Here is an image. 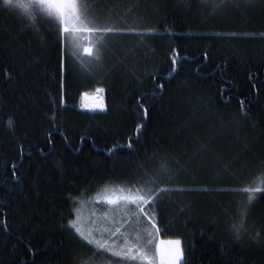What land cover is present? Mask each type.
<instances>
[{
    "label": "trees",
    "instance_id": "obj_1",
    "mask_svg": "<svg viewBox=\"0 0 264 264\" xmlns=\"http://www.w3.org/2000/svg\"><path fill=\"white\" fill-rule=\"evenodd\" d=\"M93 9L101 25L114 27L92 32L99 51L86 56L88 68L62 52V31L10 17L52 72L79 93H100L134 189L155 181L143 202L171 248L178 232L189 236L188 264H264V191L250 205L243 191L264 189V0L218 8L201 0H96ZM67 12L56 20L60 28H69ZM59 87L0 29V264H79L92 256L96 246L69 227L77 215L85 235L107 239L113 250L114 227L148 229L138 200L106 203L109 192L130 196L115 172L117 149ZM241 224L237 238L233 225ZM99 256L120 261L111 250Z\"/></svg>",
    "mask_w": 264,
    "mask_h": 264
},
{
    "label": "rangeland",
    "instance_id": "obj_2",
    "mask_svg": "<svg viewBox=\"0 0 264 264\" xmlns=\"http://www.w3.org/2000/svg\"><path fill=\"white\" fill-rule=\"evenodd\" d=\"M25 3H31V0H23ZM212 3V2H211ZM45 6H38L34 3L31 4V7L28 9L29 12H31L35 17V21L31 20L27 13L24 11V9L21 8H10L8 6H4L2 4V0H0V29L6 36L8 42L11 44L17 55L24 60L26 63L33 66V68L40 74H42L44 77L50 75L51 77L55 78L57 82L60 84L61 87H59L61 90L64 91L63 93L67 95V98L74 104H79L85 108L87 113H85L86 117L91 119L96 125H98L104 132V135L106 136V141L109 145V147L116 148L117 152H114L113 155V162L115 167V172L117 176L119 177L121 183L130 190V198L134 199V196L136 194L131 189L129 185V167L126 162V156L124 151L118 150L119 145L121 143L120 140V134L118 128L111 122H109L105 117L104 113L102 111V103H101V96L100 93H94V94H87V93H79L76 91L74 87L66 83L62 80L60 76L52 72V70L45 65L29 48L25 40L23 39L22 35L19 33L17 27L15 26L14 22L12 21L10 15H14L19 20L27 21V23H35L43 22L46 26H48L49 23H46L43 19V17L47 14L43 9ZM64 11H68L67 8L64 9ZM54 16L53 18L55 20H59V16L57 13H55V10H53ZM38 15H43L38 16ZM66 16L68 17L69 21H67L70 32L64 33L65 36L70 39L75 38L77 43L79 44V47L76 49L78 52H76V55L74 58L77 60L78 65H85L86 68H88L89 64H91L90 60H86V56L95 58L98 51V45L97 41L94 38V35L92 32L87 31H80L79 29L83 26L76 22L74 18L72 17V13L67 12ZM50 26V25H49ZM94 38V39H93ZM100 41L99 39H97ZM85 48H92V55L90 56L87 52L84 51ZM83 67V66H82ZM84 68V67H83ZM134 184V183H133ZM132 193V194H131ZM123 194L120 192H109L106 194L105 199H117L119 196H122ZM139 201V200H138ZM143 202V201H142ZM140 203V208L138 209V214L141 215L147 224L148 230L152 233L151 237H154V239L157 240V244L155 245L156 251L154 252V258L151 261L153 264H162L161 262V255L164 256L165 262L164 264H168V261L172 258V255L176 253V247H172L170 245L171 239L170 237L165 233L159 234L161 236H158L156 233L155 228H152V223H155L153 221V218L151 215L147 212V210L143 207V205ZM148 209L151 211L152 216L157 221L156 216L153 209L149 206H147ZM77 226L81 228L82 231L84 229L82 228L85 224V221L82 217L77 215L76 218ZM158 222V221H157ZM149 223V224H148ZM157 228V227H156ZM116 227H114V230ZM137 230V229H136ZM138 232V231H137ZM160 233V232H159ZM125 234L130 237L131 239H134L136 237V234H134L133 229L129 226H125L124 231L120 234H116L114 236L116 238V242H114V250H120L121 248H125L126 242H120L119 241H125ZM173 237L181 241V247L183 249V256L184 260L182 261V264H188V254H189V236L186 234L174 232ZM162 239L164 240V245H159V242H162ZM116 243V244H115ZM133 252L132 253H125L127 255L136 254L135 253V246L133 245ZM112 255V254H111ZM112 257L116 260H120V257L113 256ZM120 264H148V261L142 260L140 258H137L136 260L128 259L126 262L124 260H120ZM150 263V262H149Z\"/></svg>",
    "mask_w": 264,
    "mask_h": 264
},
{
    "label": "snow or ice",
    "instance_id": "obj_3",
    "mask_svg": "<svg viewBox=\"0 0 264 264\" xmlns=\"http://www.w3.org/2000/svg\"><path fill=\"white\" fill-rule=\"evenodd\" d=\"M95 2L96 0H31V3H25L23 2V0H2V4L4 6H8L10 8L24 9L28 17L33 21H35L36 17L31 12L28 11V9L31 7V4L34 3L38 6H45L43 11H45L47 14L43 17V19L46 23H49V25L57 32L60 31H62L63 33L70 32V29L66 26L60 28L59 25L57 24V21L53 18L54 16L53 10H55V13L58 14L60 20L63 21V18L65 16V11H64L65 8L70 9L74 20L83 26L82 28L79 29L80 31L97 32L102 29L105 32H112L114 26L109 25L107 22H105L104 25L100 24V17L95 13L93 9V4ZM208 2H212L218 8L219 6L223 5L225 0H201V3H208ZM78 47L79 44L77 43L75 38L69 40L66 37L64 40V48L62 49V52L75 56L76 52L74 50L77 49ZM84 51L87 52L90 56L92 55V48H85ZM97 59H99V56H97ZM176 63L177 60L174 59L173 64ZM175 70L176 69L173 68V71ZM160 87H162V85ZM96 91L101 92L103 91V89L97 88ZM129 147H131V144H129ZM139 183L140 182H138V184ZM150 183H155V181L154 180L144 181L143 185L138 188L137 194L134 199H131L129 196H121L120 199L126 201L131 200L132 203H135L137 200L147 202L148 198L154 195V189L148 187ZM120 187L122 188V186ZM243 191L250 193L248 196V205H250L252 201L256 198L254 196V193L259 191H264V189L244 188ZM156 198L159 199L161 197L158 194H156ZM106 203L109 205H116L117 200L107 199ZM246 208L247 205L244 206L245 211ZM69 227L73 228L76 233L80 234L81 238L84 241H86L88 244H94L98 251L111 250V254L113 256L120 257V260H124V259L136 260L137 258H140L142 260L149 261L151 264V261L154 258L153 240L151 239L152 233L146 227L143 229L145 234L140 235L139 233H137L134 239H131L125 234V241H126L125 248H121L120 250H113L111 244H109V241L107 239L95 240L91 238L90 235H85V233L81 230V228L77 226V222L75 220L70 221ZM152 228H156L155 223L152 224ZM233 228L237 233V238H239V233L241 232L243 225L241 224L239 227L237 225H233ZM120 232L121 229L117 227L114 232H111V236H116V234ZM174 243L176 245V253L168 261V264H182V261L184 260V256H183V249L181 247V241L176 240L174 241ZM133 245L135 246L136 254H132L129 256L126 253L133 252ZM125 249H126V253H125ZM98 251L93 252L92 256L88 257L87 259L81 257L79 259V264H105L106 258H104L103 256H99V258L96 259V257L98 256ZM161 262L162 264H164L165 262V258L163 255H161ZM107 264H120V261H108Z\"/></svg>",
    "mask_w": 264,
    "mask_h": 264
},
{
    "label": "water",
    "instance_id": "obj_4",
    "mask_svg": "<svg viewBox=\"0 0 264 264\" xmlns=\"http://www.w3.org/2000/svg\"><path fill=\"white\" fill-rule=\"evenodd\" d=\"M128 182H129V185H130L131 189L134 191L135 194H137V191L134 189V184L132 183V181L129 179ZM140 202H141V204L143 205V207L147 210V212H148V213L151 215V217H152L151 211L148 209V207L144 204V202H142V201H140ZM152 218H153V217H152ZM153 221L155 222L158 231H159L161 234L165 235V233H164V231L162 230V228H161V226L159 225V223H158L156 220H154V218H153Z\"/></svg>",
    "mask_w": 264,
    "mask_h": 264
}]
</instances>
